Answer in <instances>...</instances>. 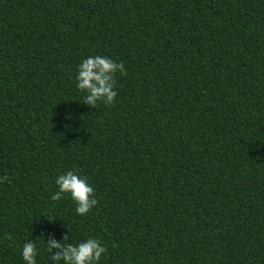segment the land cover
<instances>
[{
    "label": "trees",
    "instance_id": "obj_1",
    "mask_svg": "<svg viewBox=\"0 0 264 264\" xmlns=\"http://www.w3.org/2000/svg\"><path fill=\"white\" fill-rule=\"evenodd\" d=\"M0 264H264V0H0Z\"/></svg>",
    "mask_w": 264,
    "mask_h": 264
}]
</instances>
